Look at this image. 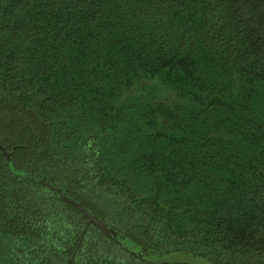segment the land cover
I'll use <instances>...</instances> for the list:
<instances>
[{
    "label": "trees",
    "instance_id": "trees-1",
    "mask_svg": "<svg viewBox=\"0 0 264 264\" xmlns=\"http://www.w3.org/2000/svg\"><path fill=\"white\" fill-rule=\"evenodd\" d=\"M0 144V264H264V0H0Z\"/></svg>",
    "mask_w": 264,
    "mask_h": 264
},
{
    "label": "water",
    "instance_id": "water-1",
    "mask_svg": "<svg viewBox=\"0 0 264 264\" xmlns=\"http://www.w3.org/2000/svg\"><path fill=\"white\" fill-rule=\"evenodd\" d=\"M0 150L2 151L3 155L6 157L8 164L12 170V172L18 174V175H23L28 177V175L23 172V171H16L14 167V163L12 161V151L7 150L3 145L0 144ZM37 182L41 183L42 185H45L55 191L58 196L66 201L71 203L73 206H75L77 209H79L82 213H84L90 222L94 223L99 229H101L107 236H109L112 240L118 242L120 245H122L126 250L130 251L134 255H136L138 258L145 260L147 262H153V263H163V262H168V261H178L181 259H186V255H181L180 253H169L165 254L163 256H158L157 254L154 253H145L142 251L141 248L136 246L133 242L128 241L127 239H122L116 235V233L109 228L104 221L98 217L91 209L88 207L84 206L81 202L77 201L75 198L70 197L66 194H64L60 188L51 185L50 183H47L43 180L36 179ZM191 258H193L195 261L200 262L202 264H210L208 259H203V258H196L193 255H190Z\"/></svg>",
    "mask_w": 264,
    "mask_h": 264
},
{
    "label": "flooded vegetation",
    "instance_id": "flooded-vegetation-1",
    "mask_svg": "<svg viewBox=\"0 0 264 264\" xmlns=\"http://www.w3.org/2000/svg\"><path fill=\"white\" fill-rule=\"evenodd\" d=\"M167 97L165 96L164 99H166Z\"/></svg>",
    "mask_w": 264,
    "mask_h": 264
}]
</instances>
